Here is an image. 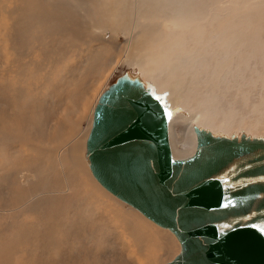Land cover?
Returning a JSON list of instances; mask_svg holds the SVG:
<instances>
[{"label":"bare ground","instance_id":"obj_1","mask_svg":"<svg viewBox=\"0 0 264 264\" xmlns=\"http://www.w3.org/2000/svg\"><path fill=\"white\" fill-rule=\"evenodd\" d=\"M197 4H203L204 7L198 9ZM225 5L223 6L222 0H6L3 10L13 28L24 25L25 35L22 38L26 42L34 44L35 41L31 39L38 40L43 52H46L52 44L50 38L56 37L57 47H61L60 57L74 56L80 60V64L85 59L87 65L85 71L78 68L77 81L72 79L76 83L67 89L68 101L65 102L66 106L59 120L54 122V133L50 131L53 134L51 137L47 132L49 119L44 114L46 105L51 104L47 93L44 91L42 94L46 83L38 82L39 76L33 78L36 80L32 84L34 90L29 91L25 84L23 86L22 81L29 83V79H32V71L27 67V62L24 63L26 66L21 64V69H14L11 63L7 68L9 76L2 75L4 83L0 81V170L4 172L0 173L4 183L0 184V264H15L19 248H23L24 253L30 254V257L39 248H44L49 258L48 263L65 264L60 258L67 253H77L74 251L76 243L82 245V242L78 243L81 238V227L78 225L85 223L84 219L88 216H99V213V217L104 215L102 213L108 205H105V199H100V196L112 200L113 203H120L114 199L116 196L113 198L103 191L93 179L85 160L83 140L90 126L87 122V108L99 97L100 90L120 65L127 66L130 60H135V71L139 70L141 78L152 84L157 92L163 93L168 87L171 88L167 100L172 101L173 107H178L169 125L171 147L174 145L172 151L176 157H186L194 153L197 145L194 126L223 134L234 132L237 127H242L241 124L250 130L251 124L246 119L237 120V116L242 113L239 104L250 111L249 115L264 116V67L262 73L261 64V61L264 64V39L257 36L258 31L254 35L246 33V26L251 23L250 12L258 6L242 5L239 8H230ZM79 9L85 11L89 23L80 22ZM219 18H224L227 22L220 27L217 24L214 31H205L210 35L208 37L203 31V21L208 19L209 22L217 23ZM235 19H241L237 23L241 26L240 29L235 27L236 23H231ZM21 30L23 31L22 28ZM83 30H87L89 35L82 34ZM119 32L127 36L123 45L113 35ZM94 38L101 40L95 49L92 48ZM103 42H107L108 46ZM20 46L21 55L23 53L28 56V52L22 49L23 45ZM73 46L82 49L78 52L71 51ZM237 47H242L241 55H238L239 51L233 50ZM32 62L40 64L37 60ZM3 64L7 65L8 60ZM3 66L0 64V68ZM39 70L36 65L34 73ZM248 70L253 73V81L246 82L245 74ZM51 74L49 73V78ZM214 77L217 78L218 92L211 94L208 82ZM250 85L257 87L251 89ZM224 90L231 97L226 107H219L218 99ZM36 102L37 109L34 106ZM184 104L195 116L189 124L186 123L189 128L187 138L177 141L173 130L177 123L184 121L185 117L181 116L186 109L183 108ZM46 115H49L47 111ZM83 120L86 121V126L80 129ZM64 129H68L69 136L62 138ZM241 136L242 134L239 137ZM13 139L14 143H19L18 148L11 146ZM45 148L50 153L46 154ZM99 209L104 211L100 212ZM71 210L75 216L79 215L77 211L80 212L79 216L82 217L65 222L64 217ZM25 214H29L30 219H25L19 225ZM116 216L118 220L123 217L114 215ZM103 218L104 216L101 220ZM136 218L143 224H137L139 220H135V223L130 220V226L126 229L132 237L133 246L138 249L139 257L142 258L140 264H162L177 251L176 239L167 231L155 228L140 215L137 214ZM93 221L95 226V217ZM120 223H123V218ZM98 226L97 231L100 230ZM88 227L87 225L85 229ZM64 233L69 241L63 244ZM31 246L37 248L36 252L30 251ZM81 253L79 249V254ZM76 262L77 258L69 260V264H78Z\"/></svg>","mask_w":264,"mask_h":264},{"label":"water","instance_id":"obj_2","mask_svg":"<svg viewBox=\"0 0 264 264\" xmlns=\"http://www.w3.org/2000/svg\"><path fill=\"white\" fill-rule=\"evenodd\" d=\"M110 87L85 158L107 191L176 236L179 252L165 264H264V136L194 126V153L176 157L178 107L166 93L130 69Z\"/></svg>","mask_w":264,"mask_h":264},{"label":"rangeland","instance_id":"obj_3","mask_svg":"<svg viewBox=\"0 0 264 264\" xmlns=\"http://www.w3.org/2000/svg\"><path fill=\"white\" fill-rule=\"evenodd\" d=\"M43 1H46V0H43ZM54 1L55 0H50V2H54ZM245 1H247V2L246 3H242V2H245ZM0 2H1L0 3V64L4 65L3 67L0 68V81L2 83H4L3 82L4 81V78H3L2 75L7 74L9 76V69L7 70V68H8V65L11 66V63L13 64L14 69H16L17 67L21 69V67L23 65H25L24 63L27 62L26 63L27 67L32 71V73L30 74L32 76V79H29L30 80L29 83L27 81H22V82H23V86L26 85L25 87L28 88L29 91H32V89L33 90L35 89V87H32L33 82L36 81L33 78L34 77L35 78H38L40 76L38 82H44V83H46V85L42 89V94H43L44 91L47 93V96L49 97V101H50L49 103L51 104V105L48 104L49 106L46 105V109H45L47 111V114H49V115H46V111L44 112L45 116L48 117V119H49V121L47 120V122H48L47 123V132H48V135L51 137L53 135L52 133H54V128H53L54 122H56V121L59 120V116L62 114V111H64V109H65V106H66V103L65 102L68 101L66 99L67 98V94H66L67 93V89H69L70 86H72L74 83H76V81H77L76 79L79 76L78 75V68H80L81 71H85L86 70L85 69L86 68L85 66L87 65L86 60L83 59L82 62H84V61L85 62L83 64H80L79 63L80 60H77V58H75L74 56H72L70 58L60 57L61 55H60L59 48H61V47H57V45H58V40L57 39L58 38H56V37H51L50 38V44L51 43L52 44H51V47L46 52H43L42 46H41V44H40V42L38 40L31 39L32 41H35L34 44H32L31 42H26V40H24L22 38L25 35V27H24V25L21 24L22 26H19V27L18 26H14L15 28H13L12 25H11V23H10V19H9L7 13L3 10V7L6 4V0H0ZM234 2H236V3H234ZM222 3H223V6L225 4H228V5H225V6L226 7H230V8H239L238 6H242V5H245V6L246 5L247 6L248 5H253V7L258 6L257 8L253 9L250 12L251 15H249L250 16V20L249 21L251 23H250V25L246 26V27H248L250 29V32H248L249 29L247 28L246 29V33H251V34L254 35L256 33V31H258L257 33L259 35H257V36L260 37L262 40L264 39V0H235V1L234 0H222ZM196 7L198 9H202L204 7V5L203 4H197ZM249 8H251V6ZM79 19H80V22H88V18L85 17V11L82 10V9H79ZM240 20L241 19H235L231 23H233V22L236 23V26L235 27H237V28L240 29L241 26L237 25V23ZM216 21H217V23L216 22H213V21L212 22H209L208 19H205L203 21V25H204L203 26V29H204L203 31H204V33L206 35H208V37H210V35L207 34L206 32L214 31V28L217 27V24L220 27L224 23L227 22V20H225L224 18H219ZM229 24H230V22H229ZM28 26H30V23H28ZM21 28L23 29V31L21 30ZM11 29H14V30H11ZM21 31L23 32L22 34L20 33ZM8 33H10V34H8ZM14 33H15V35H14ZM109 33L112 34L111 32H109ZM82 34H84L86 36L89 35V33H88L87 30H83ZM113 35L116 37V40H117V42H119L120 45H123V44L126 43L127 36L125 34H123L122 32H119V33H116V34H113ZM11 37H13V38H11ZM60 40H61V45H62V39L60 38ZM10 41H11V43H10ZM100 41L101 40L98 41L96 39L94 41L92 40V48L95 49L96 47H98L100 45ZM97 44H98V46H97ZM103 44L105 46H108V43L107 42H103ZM234 44H236V42ZM20 45H23L22 46V49L24 48L23 49L24 52H28V56L24 55L23 53L21 55V52L19 51V49L21 48ZM13 46H15V48H13ZM85 47H86V45H85ZM247 47H249V46H247ZM81 49L79 47H77V46H73L71 48V51L78 52ZM249 49H250V47H249ZM233 50L234 51H239L238 52V55H241L242 47L233 48ZM245 50H247V48H245ZM19 52H20V56H19ZM7 60H8V64L7 65L3 64V63H7ZM34 60L39 61L40 64H37V63L32 62ZM53 60H55L56 62H52ZM134 63H135V60H130L129 63L127 64V66L126 65L125 66L124 65H120L119 69L108 79L107 84L100 90V95L125 70L130 69L132 71V73H134V74H140V71L139 70H136L135 71V69H134V67H135ZM21 64H23V65H21ZM261 64H262V73H263L264 64H263L262 61H261ZM31 65L32 66L34 65L33 68H32ZM36 65L39 66V68H40V70H39L38 73H34V67ZM137 68H139V66H137ZM137 71H139V73H137ZM49 73H52L51 74V78H49ZM62 73H64V74H62ZM150 73H152V72L150 71ZM221 73H222V70H221ZM46 75H47V77L45 78ZM74 75H76V76H74ZM71 76H72V78H71ZM252 77H253L252 71L251 70H248L247 73L245 74V81L246 82L253 81ZM257 78H259V77H257ZM261 78H263V76ZM72 79H74L76 81H74ZM22 82L20 84H22ZM258 84H262V83L261 82H258ZM208 87H209V92L211 94H213L214 92H218V89H217L218 88V82H217V78L216 77L212 78L208 82ZM250 87H251V89H256L257 86L250 85ZM59 88L60 89L62 88L64 90L62 91V89L60 90ZM52 89H54V90H52ZM167 89L164 92L168 96L171 88L168 87ZM220 94L221 95L219 96V99H218V106L219 107H222V106L226 107L228 105V103H229V98L231 97V95L226 90H224ZM100 95H99V97H100ZM53 96H55L56 98H54ZM62 97H64V98H62ZM99 97L96 99L97 101L96 100H93L91 102L90 107H88L87 108V111H86L87 122L90 123V126L88 127L87 136L85 138H83V140H85L84 141V144H86V140H87L88 134H89L90 129L92 127L93 113H94L93 106H95L94 105L95 103L97 104ZM58 102H60L62 105L60 103H58ZM168 102L172 106V101H168ZM37 104L38 103L36 102L35 105H34L36 109L38 108V105ZM230 105H231V103H230ZM231 106L234 107V104L231 105ZM238 107H239V110L242 111V113H240L239 116H237V120L239 121V119H240V121H243L244 119H246V121L251 124L250 125L251 128H250V130H248V128H247L246 125L241 124L242 127H237L234 132L231 131L229 133H226V135L231 136V135L235 134L237 136H240L241 134L245 133V134H252L253 136H264V116H262V114H259V115H253V114L252 115H249L248 112H250V111H248L241 104H239ZM57 108H58V111L56 112V109ZM183 108H186L184 110V112L181 114V116H184L185 117L184 118V121L177 123L175 125V127H174V130H173V132H175L174 133V137H175V139L177 141H183L184 139L187 138L188 132H189L188 124L193 120V118L195 116L194 113L191 111V109H189V107H186L185 104H184V107ZM59 109H60V111H59ZM220 115L222 116V113ZM240 115H241V118H240ZM50 117H51V119H50ZM56 118H58V119H56ZM186 120H187V122H186ZM50 121H51V123H50ZM186 123H188V124H186ZM48 124H50V127L48 126ZM85 126H86V121L83 120L81 122V124H80V129L81 128H84ZM50 131L52 133H50ZM67 136H69V131H68V129H64L62 131L61 137L64 138V137H67ZM14 140L15 139H13L11 141V146H14V147L18 148L19 147V143L18 142H15L14 143ZM172 147L174 148V145H172ZM84 151H85V148H84ZM45 153L48 154V153H50V151L45 148ZM189 155H187V156H189ZM50 156L53 157L52 155H50ZM85 160H86V158H85ZM86 163H87V161H86ZM88 168H89V166H88ZM0 171H1V173L4 172L2 170H0ZM90 173H91V170H90ZM91 175L93 176L92 173H91ZM1 176H2V174L0 175V184L2 185L4 183V179ZM93 179L96 180L94 178V176H93ZM95 182L99 185V187L103 191H106V193H108L110 196L112 195L113 198L115 197L113 194H111L109 191H107L97 180ZM100 199H102V200L105 199L104 200L105 205H108L109 206V207L108 206H105V209H104L105 212L102 213L104 215H101L102 217L104 216V218L101 220L102 217H99L100 216V213H99V216H96V214H94L95 216L92 215V217H90V216L86 217V219L88 220V223H86L87 220L84 219V222L85 223H82V224H79L78 225L79 227H81V238L78 239V243L79 242L80 243L82 242V245L79 246L76 243V246L74 247V251H77V253L76 252H73L72 254L71 253H67L65 256H63L62 258H60L62 262H65V264L66 263L69 264V260L71 258H77V262L76 263H78V264H88V262L89 263L95 262L96 264H129V261L130 260H132V261H130V264H140L141 261H142L141 260L142 258L139 257L140 254L138 252V249L133 246L134 243H132L133 242L132 241V237L130 236L128 229H126L127 227L130 226V223H129L130 220H132L131 222L134 221L133 223H135L136 221L138 222L139 219L136 220L137 219L136 218V215L137 214L140 215L145 221L151 223L155 228L161 229V230H164V231H167L169 233V235L171 234L176 239L177 244H178L177 251L169 259H167L166 261H164L162 264H165L167 261L171 260L179 252V249H180L179 241H178V239L176 238V236L171 231H169L168 229H165V228L160 227L159 225L155 224L154 222H152L151 220H149L147 217H145L141 212H139L135 208L129 206L128 204H126L122 200L118 199L117 197H115L114 199L120 202L119 203L120 206H119L118 203H113L112 200H109L107 198H104L102 195L100 196ZM111 202H112V204H111ZM115 204L117 206H115ZM112 207H113V209H112ZM109 208H110V210H109ZM102 210L103 209H101V210L99 209L100 212H102ZM117 211H119V212H117ZM76 213H79V215H81L80 212H78V211ZM109 213H111L110 215L112 217H114V215H118L119 217L120 216H123L124 214L125 215L123 217H120V220H118L119 218L117 216H116L117 218L114 217L115 219L112 220V217L109 215ZM121 213H124V214L122 215ZM28 215L29 214H25L24 215V218H22L23 220L21 219V222H19V225L23 221H25V219L26 220L27 219H30V216H28ZM79 215L76 214V216H75V213L74 212L72 213V210H71L70 213H68V214L65 215V217H64L65 218V222L68 219L71 220V219H75L77 217L78 218H81L82 216H79ZM31 216H35V215L31 214ZM93 216L95 217V221L97 220L95 226H94L95 222L93 221V219H94ZM96 217H98L99 220ZM88 218L89 219H92V220H89ZM122 218H123V223H120V222H122ZM114 220H116V221H114ZM117 220H118V222H117ZM98 221H100V222H98ZM115 222H116V224H114ZM117 223L119 224L118 227H117V225H118ZM102 224H105V226L102 225ZM126 224H128V225H126ZM137 224L142 225L143 222L141 223V221L139 220V223H137ZM87 225L89 227H88V229H85V228H87ZM90 225H91V227H90ZM97 225H99L98 226L100 228V230L98 229L99 231H97V229H96L97 228ZM144 226H146V225H144ZM88 230L89 231L91 230V231L89 232ZM86 231H88V233ZM116 231H117V233H116ZM123 231H124V233H123ZM100 232H102V233H100ZM122 233H123V236H122ZM119 234H120V237H119ZM126 235H128V236H126ZM90 236H92L93 238L90 237ZM89 238L90 239L92 238V239L90 240ZM123 238H125V239H123ZM120 239H122V240H120ZM123 240H124V242H123ZM62 241H63V244H64V242H68L69 241V237H66L65 236V233L63 234ZM121 242H123V243H121ZM128 243H129L130 248L128 246ZM126 244H127V247H126ZM130 244H132V245H130ZM28 247H30V246H28ZM30 249H31L30 251H34V252H36L35 250H37V248H34L33 246H31ZM79 249L82 251L81 254H79ZM19 250H20V252L18 254H16V257H15V260H14L15 264H37V263L38 264H51V262L48 263L49 258H48V255H47V253H46V251H45L44 248H39V250L36 253H33L31 255V257H30V254L26 255L24 253V249L23 248H19ZM128 255H130V258H129ZM133 255H134V257H133ZM135 256H136V259H135ZM68 258H69V260H68ZM134 260H135V262H134ZM55 264H58V263H55Z\"/></svg>","mask_w":264,"mask_h":264},{"label":"snow or ice","instance_id":"obj_4","mask_svg":"<svg viewBox=\"0 0 264 264\" xmlns=\"http://www.w3.org/2000/svg\"><path fill=\"white\" fill-rule=\"evenodd\" d=\"M112 89L111 87L109 89H106L104 93L101 94V100L104 99L105 96H107L109 93H111ZM170 118V117H168ZM224 207H229L230 206V202L229 203H224L223 204Z\"/></svg>","mask_w":264,"mask_h":264}]
</instances>
